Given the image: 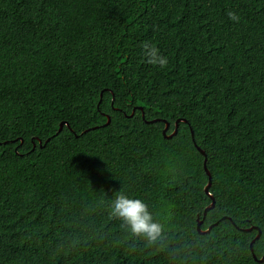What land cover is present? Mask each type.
Wrapping results in <instances>:
<instances>
[{
  "label": "trees",
  "instance_id": "obj_1",
  "mask_svg": "<svg viewBox=\"0 0 264 264\" xmlns=\"http://www.w3.org/2000/svg\"><path fill=\"white\" fill-rule=\"evenodd\" d=\"M0 264H264V0H0Z\"/></svg>",
  "mask_w": 264,
  "mask_h": 264
},
{
  "label": "clouds",
  "instance_id": "obj_2",
  "mask_svg": "<svg viewBox=\"0 0 264 264\" xmlns=\"http://www.w3.org/2000/svg\"><path fill=\"white\" fill-rule=\"evenodd\" d=\"M228 17L232 21L238 22L240 20V17L233 11L228 12ZM141 48L142 55L146 58L147 63L158 65L160 68L167 66V58L159 53L154 44L145 41L141 44ZM109 208L110 215L120 220L131 235L143 237L150 245L163 241L164 225L154 218L148 204L142 199L118 191Z\"/></svg>",
  "mask_w": 264,
  "mask_h": 264
},
{
  "label": "water",
  "instance_id": "obj_3",
  "mask_svg": "<svg viewBox=\"0 0 264 264\" xmlns=\"http://www.w3.org/2000/svg\"><path fill=\"white\" fill-rule=\"evenodd\" d=\"M98 96H100V91L98 92ZM105 115V121H104V123H106L107 121H108V116H107V114H104ZM155 118H150V119H147V120H145V121H148V122H150V121H153ZM177 120H184L183 118H176V119H174L173 120V125H172V129L170 130V132H168L167 134H165L164 133V130L167 128V125H168V122L166 121V120H164V119H161V121L163 122V124H162V127H161V134H162V136H164V137H168V136H170L171 134H173L174 132H175V128H176V123H177ZM62 124H65V122L63 121V120H60L58 123H57V127H56V129H55V131H57L60 127H61V125ZM189 136H190V139H191V142L193 143V138H192V132H191V129L189 128ZM193 145L195 146V148L197 149V151L199 152V153H201L202 154V168H203V171H204V173L206 174V182H205V184L203 185V191L205 192V194L209 197V201H208V203L207 204H205L204 206H203V208H202V210H201V217L203 216V214H204V211L206 210V209H208L209 207H211V205H212V203H213V200H212V198H211V195L208 193V191L206 190L207 189V187H208V184H209V175H208V172H207V170H206V168H205V166H204V154H203V151H202V149H200L198 146H196L194 143H193ZM200 221H201V218H197V217H195V230L197 231V232H204V231H207L208 230V228H209V226H210V224H208L205 228H203V229H201L200 227H199V224H200ZM254 228L255 229V233L253 234V236L249 239V241H248V243H247V247H248V250H249V252H250V255H251V257H252V259H254V260H256V261H261L262 260V258H263V254H260L258 257H256L254 254H253V252H252V249H251V242H252V240L254 239V238H256L257 237V235H258V233H259V229L256 227V226H252V225H249V226H247V227H244V228H241V229H243V230H249L250 228Z\"/></svg>",
  "mask_w": 264,
  "mask_h": 264
}]
</instances>
